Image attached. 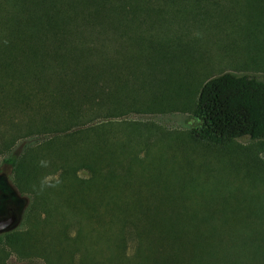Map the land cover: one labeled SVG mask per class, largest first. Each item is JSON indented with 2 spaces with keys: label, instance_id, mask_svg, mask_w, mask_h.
I'll return each mask as SVG.
<instances>
[{
  "label": "trees",
  "instance_id": "trees-1",
  "mask_svg": "<svg viewBox=\"0 0 264 264\" xmlns=\"http://www.w3.org/2000/svg\"><path fill=\"white\" fill-rule=\"evenodd\" d=\"M177 1L19 0L13 14L0 17V154L19 138H46L2 157L14 188L47 210L30 213L25 232L5 235L20 254L41 255L43 264H264V221H257L264 210L216 205L209 220L187 203L180 184L165 191L145 179L141 188V123L111 120L145 111L142 34L183 30L193 14L169 8ZM243 1L261 45L264 0ZM167 14L171 21L156 23ZM184 44L155 43V56L145 59L154 82L185 75L171 65L185 60ZM251 59L264 71V57ZM196 95L178 103L193 101V131L202 142L248 138L264 150V78L225 71ZM38 162L59 173L39 177Z\"/></svg>",
  "mask_w": 264,
  "mask_h": 264
},
{
  "label": "rangeland",
  "instance_id": "rangeland-1",
  "mask_svg": "<svg viewBox=\"0 0 264 264\" xmlns=\"http://www.w3.org/2000/svg\"><path fill=\"white\" fill-rule=\"evenodd\" d=\"M182 2L178 0L175 5L170 4L169 8L193 14L183 30H173L172 27L169 33L164 32L165 35L143 31L141 96L142 110L145 111H141V114L128 113L111 120L141 123L142 147L138 154L141 156V188L144 187L145 179L150 181L147 185L158 183V190L167 191L180 184L179 188L189 192L187 203L193 208H199L203 214L207 213L209 220L216 205L242 208L254 204L256 208L264 210V150L260 144L248 138H235L217 144L202 142L193 131L199 124L191 113L193 101L185 105L178 103L186 96L196 99V93L206 79L225 71L240 74L249 72L264 78V71L256 70L254 67L257 61L253 62V67L251 59L264 57V43H257L254 19L247 7L242 5L243 0H192L191 4ZM202 2L205 3L202 9L197 10ZM18 3L19 0H0V17L13 14ZM169 21L171 18L167 14L156 23ZM163 39L174 45L178 40L185 42V52L182 51L179 56L182 59L185 57V60L177 62L173 58L171 63L173 66L181 65L185 75H166L165 80L154 82V76L146 72L149 64L145 59L155 56L154 45ZM187 55L191 60L186 58ZM168 70L169 66L163 73ZM44 139L39 136L19 138L7 150L8 153L0 154V219L13 216L11 224L0 230V264L44 262L41 255L29 254V251L20 254L6 241L7 233H23L27 230L33 221L30 219L32 217L27 218L30 213L44 216L47 210L44 206L32 204L26 195H20L11 182V166L2 159L8 155L15 157L28 147L39 146ZM37 169L38 176L44 179L59 173L57 167L55 170L48 167V162H38ZM78 174L81 177L87 176L85 170H80ZM71 218L73 216L68 214L67 219L72 221ZM257 221H264V218ZM74 230L71 226L70 236ZM125 251L131 254L134 251L133 245L127 243Z\"/></svg>",
  "mask_w": 264,
  "mask_h": 264
},
{
  "label": "water",
  "instance_id": "water-1",
  "mask_svg": "<svg viewBox=\"0 0 264 264\" xmlns=\"http://www.w3.org/2000/svg\"><path fill=\"white\" fill-rule=\"evenodd\" d=\"M13 220V216L0 219V230L7 228Z\"/></svg>",
  "mask_w": 264,
  "mask_h": 264
}]
</instances>
